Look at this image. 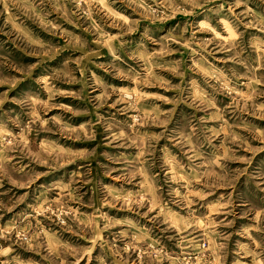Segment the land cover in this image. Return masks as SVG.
Returning <instances> with one entry per match:
<instances>
[{"label": "clouds", "instance_id": "clouds-1", "mask_svg": "<svg viewBox=\"0 0 264 264\" xmlns=\"http://www.w3.org/2000/svg\"><path fill=\"white\" fill-rule=\"evenodd\" d=\"M0 264H264V0H0Z\"/></svg>", "mask_w": 264, "mask_h": 264}]
</instances>
